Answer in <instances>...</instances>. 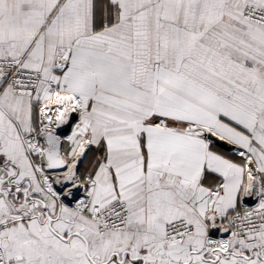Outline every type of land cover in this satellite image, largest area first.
Here are the masks:
<instances>
[{
    "label": "crops",
    "instance_id": "0c3cea01",
    "mask_svg": "<svg viewBox=\"0 0 264 264\" xmlns=\"http://www.w3.org/2000/svg\"><path fill=\"white\" fill-rule=\"evenodd\" d=\"M246 6L264 9V0H0V56L53 80L50 107L60 111L51 119L66 127L73 118L63 156L81 164L92 208H129L126 230L101 234L49 196L28 136L50 117L37 106L52 89L29 97L0 80L8 261L264 264V228L255 244L208 247L213 228L229 227L245 202L249 159L258 171L251 202L264 206V26L244 18ZM61 175L78 186L74 170ZM179 219L193 235L167 242Z\"/></svg>",
    "mask_w": 264,
    "mask_h": 264
},
{
    "label": "built area",
    "instance_id": "2783aa9c",
    "mask_svg": "<svg viewBox=\"0 0 264 264\" xmlns=\"http://www.w3.org/2000/svg\"><path fill=\"white\" fill-rule=\"evenodd\" d=\"M243 16L246 20L264 26V9L253 6H246L243 10ZM59 63L54 69L58 71ZM41 74L36 71L26 69L22 66L20 59L11 55L0 56V80L3 87H9L16 94L34 96L41 81ZM54 82L48 83L49 89L54 90ZM41 104V103H40ZM40 104L37 106L38 111L42 114ZM49 130L41 126L40 130H32L28 136L30 151L32 156H37L40 161L36 163L37 175L42 182L46 191H48L59 202L73 207L75 211L89 216L97 223L101 234L109 231L121 232L127 229L129 208L125 201H117L110 206L97 210L91 207L89 194L85 184L80 182L75 176V182L78 186L75 188H66L61 173H46L43 165V154L46 146L44 134ZM248 170V169H247ZM70 172V171H69ZM255 190L252 180L245 183L244 196L245 202L230 218V237L244 244H255L253 236L257 235L264 228V206L258 202H251L253 199L252 191ZM247 199V200H246ZM193 227L184 219H179L169 223L165 230V240L171 243H180L185 238L192 236ZM229 238L208 237V247L211 250L225 249L228 247ZM0 264H20L19 262L8 261L5 257V251L0 246Z\"/></svg>",
    "mask_w": 264,
    "mask_h": 264
},
{
    "label": "water",
    "instance_id": "95a60500",
    "mask_svg": "<svg viewBox=\"0 0 264 264\" xmlns=\"http://www.w3.org/2000/svg\"><path fill=\"white\" fill-rule=\"evenodd\" d=\"M73 121V118L67 123L63 129L48 131L45 133L44 140L46 144V150L44 153L45 171L47 173H62L68 170V165L63 156V136L68 132V125ZM76 174H78L76 169ZM68 182V183H66ZM65 186L70 184V181L66 178L64 180ZM230 235L229 228L214 227L210 233L211 237L227 238ZM224 251V250H223ZM223 251H219L222 252ZM225 252V251H224Z\"/></svg>",
    "mask_w": 264,
    "mask_h": 264
},
{
    "label": "bare ground",
    "instance_id": "6f19581e",
    "mask_svg": "<svg viewBox=\"0 0 264 264\" xmlns=\"http://www.w3.org/2000/svg\"><path fill=\"white\" fill-rule=\"evenodd\" d=\"M53 110H55V111H58L59 110V108H56L55 106L54 107H48V108H46V110H44V111H46V113L48 114V113H50V117H49V114H48V117L46 116V118H47V121H45L44 123H43V126H44V129H46V130H49V131H55L54 129L56 128V126H58V129L57 130H59V129H63V125H62V122H60L59 123V125L57 124V117L55 118V119H51V118H53V115H54V113H52V111ZM60 111V110H59ZM66 113L68 114L69 112L68 111H66ZM70 119H72V118H70ZM70 121V120H69ZM247 172H246V175H248L249 176V179L250 180H252V181H254V182H257V177H258V171H257V169H255V167H254V163H253V161H252V159H249L248 160V162H247ZM61 175V174H60ZM61 177L63 178V176L61 175ZM69 181H70V183H71V178H69V177H66ZM66 183H68V182H66ZM66 188H69L68 186L66 187ZM253 194H254V190L252 191V196H253Z\"/></svg>",
    "mask_w": 264,
    "mask_h": 264
},
{
    "label": "rangeland",
    "instance_id": "374dc122",
    "mask_svg": "<svg viewBox=\"0 0 264 264\" xmlns=\"http://www.w3.org/2000/svg\"><path fill=\"white\" fill-rule=\"evenodd\" d=\"M36 72H38V71H36ZM40 74H41V72H39ZM41 76H42V78H41V81H40V83H39V87H38V89L39 88H41V86H46L47 87V89L49 88L48 87V83L49 82H51L52 83V79H44L43 78V75L41 74ZM56 92L57 91H53V92H51L50 91V93L51 94H49L50 96H48L49 98H46V99H44V100H42V102H41V104H40V108H41V110H46V108H48V107H50L51 106V104H52V101L53 100H58L57 99V97H56ZM72 101V100H71ZM40 123H41V120H40ZM41 125V124H40ZM42 126V125H41ZM65 127V126H64ZM63 127V128H64ZM69 163V171L71 170H74V173L76 174V169H77V172H78V170L80 171V168H81V164L79 163V162H68ZM79 173V172H78ZM77 176H78V174H76Z\"/></svg>",
    "mask_w": 264,
    "mask_h": 264
}]
</instances>
